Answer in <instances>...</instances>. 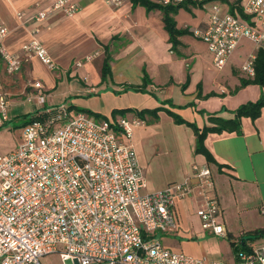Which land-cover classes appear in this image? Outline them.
<instances>
[{
	"label": "crops",
	"instance_id": "1",
	"mask_svg": "<svg viewBox=\"0 0 264 264\" xmlns=\"http://www.w3.org/2000/svg\"><path fill=\"white\" fill-rule=\"evenodd\" d=\"M149 1L151 8L133 4L132 0H79L74 16L57 9L40 20L36 18L38 12L48 8L52 0H0V19L9 29L3 40L5 47L23 59L21 46L30 39L31 30L38 28L35 36L55 63L53 71L47 68L50 75L44 82L37 71L45 65L35 56L24 59L23 71L10 75H4V63L0 59V88L12 90L15 82L27 76L43 83L49 104H54L46 91L51 87L55 89L65 77L67 81L80 83L72 94L66 95H91L85 100L74 98L68 106L83 105V109L110 119L116 108L141 110L162 105L199 127L210 124L208 114L218 112L229 118L243 102L256 99L260 92L264 94V88L259 91L255 84L240 86L243 77L232 60L237 48L221 69L226 71L229 67L232 76L227 75L221 81L209 76L214 66L208 48L203 41V51L192 48L188 39L208 22L204 4H197L202 0L175 6L172 17L176 27H187L190 31L179 37L177 52L170 49L162 5ZM194 8L204 10L201 13ZM182 10L191 13V17L181 20ZM105 44L110 45L112 60L110 71L103 77ZM83 58L87 59L82 64ZM79 61L81 65H77ZM86 61L96 62L94 66L98 71L95 78L88 81L85 76L90 67L89 63L85 65ZM143 76L148 80L144 91L124 90L127 85L142 84ZM3 92L7 98V91ZM124 116L141 122L134 127L129 139L120 134L118 137L123 143L133 144L142 171L145 166L148 171L151 169L145 175L142 172L145 180L142 192L161 190L169 183L186 178L194 180L192 166L206 162L204 156L193 149L195 134L189 125L175 123L164 110L158 111L155 120L150 115L140 120L133 111ZM241 125L242 134L208 133L204 140L216 162L224 165L220 170L215 164L211 167L221 208L219 220L224 225L225 235L202 229L196 214L199 196L176 197L172 211L177 228L156 234L168 249L205 261L237 264L228 236L232 235L231 239L237 241L241 232L264 226V216L258 212L264 201V108L256 120L244 117Z\"/></svg>",
	"mask_w": 264,
	"mask_h": 264
},
{
	"label": "built area",
	"instance_id": "2",
	"mask_svg": "<svg viewBox=\"0 0 264 264\" xmlns=\"http://www.w3.org/2000/svg\"><path fill=\"white\" fill-rule=\"evenodd\" d=\"M78 1L52 0L36 18L44 19L57 9L74 16ZM155 1L179 6L188 0ZM217 1L206 25L193 33L219 70L240 39L248 38L255 49L240 71L252 78L255 52L264 47V0ZM37 32L38 28L31 30L21 50L53 70L55 63ZM8 34L0 19V59L12 74L19 71L22 58L5 47ZM29 84L38 91L40 107L24 125L15 149L0 154V264H42L41 257L52 252L62 263L72 259L78 264H229L172 251L156 235L177 228L175 198L190 195L200 198L196 214L202 229L225 235L211 165L194 164V180L140 193L145 180L137 153L133 144L118 138L120 134L129 139L139 120L121 115L97 120L87 112L72 113L64 103H47L40 80ZM27 98L33 102L30 95ZM8 119L7 99L0 88V125ZM258 212L264 216V201ZM247 246L236 251L235 262L264 264V238Z\"/></svg>",
	"mask_w": 264,
	"mask_h": 264
},
{
	"label": "trees",
	"instance_id": "3",
	"mask_svg": "<svg viewBox=\"0 0 264 264\" xmlns=\"http://www.w3.org/2000/svg\"><path fill=\"white\" fill-rule=\"evenodd\" d=\"M188 0L187 2H189ZM206 1V0H204ZM198 1L197 4L202 5L204 2ZM133 4H143L148 8L152 7V3H150L149 0H132ZM181 5H185V3H182ZM179 5L178 7H180ZM164 9V20H165V28L167 31V35H169V43H170V49L172 51L177 52V46L180 44L179 37L183 36V34L190 33L189 29L187 27L179 29L176 27L175 20H173L172 13L173 11H176L177 7L167 5L162 6ZM110 45L105 44L103 45V52H104V58L102 62V76L104 77L111 69L110 62L112 60L111 52L109 51ZM254 76L252 78H242L241 84H255L258 85L260 88H264V47L258 48L255 52L254 57ZM142 84L140 85H127V87L124 88V90L132 89L135 91H144L146 84L148 83V80L143 76L142 78ZM186 83L183 84L182 88H185ZM170 106V105H169ZM72 107H75V105L70 104L68 106L69 109ZM264 108V95H261L257 100H248L246 102H243V104L239 105L237 108H235L232 111V116H229V118H225L221 116L218 112L210 113L208 114V119L210 124H205L201 127L197 126V124L193 121L185 120L183 117L180 116L177 112L173 111L170 108L163 107L162 105L157 106V108H143L141 110H137L135 108H116L112 112V118L115 117L116 114L124 116L125 113L128 111L135 112V115L143 120L145 115L152 116L153 120L157 118V113L159 110H164L177 124H186L189 125L192 128L193 134H195V143H194V151L196 154H201L205 158V162L209 165L215 164L220 170L224 165L220 162H216L213 154L211 151L205 146L204 140L208 133H221V132H234L237 134H242V119L244 117L251 118L252 120H256L261 112V109ZM75 110L87 112L91 115L95 116L97 120L100 119H107V117H104L102 114H98L96 112H93L89 109H81L75 107ZM37 109L33 110L32 112L29 111L28 114L25 115L26 120L24 124H27L29 121H31L35 117ZM201 111V110H200ZM232 235H229L228 238L231 242V246L236 253L239 249H248L247 243L251 240H257V239H263L264 238V226L263 227H255L252 229H249L248 231L241 232L238 236V240L234 241L231 239ZM235 255V254H234Z\"/></svg>",
	"mask_w": 264,
	"mask_h": 264
},
{
	"label": "rangeland",
	"instance_id": "4",
	"mask_svg": "<svg viewBox=\"0 0 264 264\" xmlns=\"http://www.w3.org/2000/svg\"><path fill=\"white\" fill-rule=\"evenodd\" d=\"M215 2H218V1L217 0H206L202 4H204L207 11L210 12V8L212 6V3H215ZM196 10H200V9H196ZM196 10L194 8V11H196ZM202 10H204V9H201L199 12L202 13ZM190 14L191 13H189L185 10H182V15H181L180 19L182 20L185 17L188 19V17H191ZM188 37H189L188 39H191V43H192L191 47L192 48H195L197 50L200 49V51H203L204 46H203L202 40L200 38H197L196 35H192V36L190 35ZM237 46H238L237 51L234 54V57L232 60L234 61L236 69H238L239 73L241 74L240 67L242 65V62L245 61L247 56H249V54H251V52L254 51L255 45H253V43L248 38L242 37ZM22 55H24V57L22 59L21 67L19 68V71H17V73L23 71L22 68H23L24 59L27 60V59H31V57H34L31 55L24 54L23 51H22ZM90 58H92V56ZM86 59L87 58H85V59L83 58L81 60L82 64ZM88 63H89L90 69H89V74H87L85 76L86 81L95 78V75H97V73H98L97 68L94 66L96 64V62H95V64H92V63L86 61L85 65ZM53 70H51V71H53ZM55 71H58V69H56ZM37 72H38L37 74L39 75V78L41 80H43L44 82H45V79L49 78L50 72L47 69V67H45V66H44V68L40 67ZM231 74L232 73L229 71V67L226 71L216 69L215 67H211L209 70V76L211 78L215 76V77H217V79L219 81H221L227 75L232 76ZM4 75H10V74H8L7 71H4ZM90 75H91V78L89 77ZM233 75L237 78L236 74H233ZM242 77L245 78L243 75H242ZM32 80H35V79H30L29 77L26 76V78H24L20 82H17V83L15 82L13 87H12V90L6 89L5 87H2L3 90H6L8 93L6 99H7V114L9 115V119L6 123H4L3 125H0V154L15 149V147L20 143V140H21V134L23 132L24 125H25L24 122L26 120L25 115L28 114L29 111L32 112L35 108L40 107V105L37 102V98H36L38 91H36V89L31 88L30 84H29ZM58 82H59V80H58ZM79 86H80L79 82L72 81V80L67 81V79L64 77L63 80L61 82H59L57 87H55V89L51 87V89H48V91H46V92L50 93L49 96L51 95L52 100H54L53 101L54 104L64 103L65 105L68 106L70 101L73 100L74 98H77V99L81 98V99L85 100V98L91 97V95H85V94L84 95H77V96H70V97L68 95H66V93L68 94V93L73 92V90L77 89ZM257 88H259V91H261V89H262L259 86ZM28 95H30L33 98V102L28 100V98H27ZM261 95H264V94H262V92H260V94H258L257 98H259ZM257 98L254 100H257ZM254 100H252V101H254ZM47 102L49 104V100H47ZM33 104H35V106ZM81 104H83V103H81ZM78 106H79V108L82 109L83 105H78ZM70 111L72 113H74L75 111H78V110H75V107H72L70 109ZM88 114L90 116H92L94 119H97L95 116L91 115L90 113H88ZM148 169L149 168H147L146 166L144 167V170L142 171L144 173V175L146 172L147 173L151 172V169L149 171H148ZM140 193H143L142 190H140ZM41 263L42 264H75V262L72 259H67V260L63 261V263H62L57 252H52V253H48V254L43 255L41 257Z\"/></svg>",
	"mask_w": 264,
	"mask_h": 264
},
{
	"label": "water",
	"instance_id": "5",
	"mask_svg": "<svg viewBox=\"0 0 264 264\" xmlns=\"http://www.w3.org/2000/svg\"><path fill=\"white\" fill-rule=\"evenodd\" d=\"M76 264H78V263H76Z\"/></svg>",
	"mask_w": 264,
	"mask_h": 264
}]
</instances>
